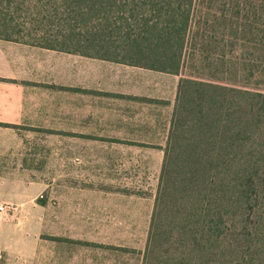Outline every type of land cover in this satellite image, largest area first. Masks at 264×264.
Listing matches in <instances>:
<instances>
[{"label":"trees","instance_id":"trees-1","mask_svg":"<svg viewBox=\"0 0 264 264\" xmlns=\"http://www.w3.org/2000/svg\"><path fill=\"white\" fill-rule=\"evenodd\" d=\"M0 39L191 69L176 97L189 119H171L143 257L219 264L232 253L233 264H264L248 243L264 238L245 232L246 219L231 227L225 211L234 203L243 216L260 197L264 228V161L245 152L264 119V0H0Z\"/></svg>","mask_w":264,"mask_h":264},{"label":"rangeland","instance_id":"rangeland-1","mask_svg":"<svg viewBox=\"0 0 264 264\" xmlns=\"http://www.w3.org/2000/svg\"><path fill=\"white\" fill-rule=\"evenodd\" d=\"M190 72L184 68L182 76L177 77ZM171 90L173 96V86ZM175 95L170 119H83L88 151L79 150L73 160L63 157L62 152L52 153L50 160L57 164L49 167L54 169L19 173L25 176V187L10 190L24 194L26 199L20 205L7 204V210L0 215L4 219L1 240L14 243L17 232L13 229L24 228L27 244L39 245L38 254L42 256L26 264H153L151 258L143 256L157 210L155 198L164 147L171 119H189L187 110L177 101V92ZM81 122L82 119H43L41 127L35 129L42 140L57 138L61 142L72 131L76 139ZM261 127L245 152H259L264 161V119ZM181 134L187 136L189 132ZM254 198L243 216L234 203L227 202L226 216L231 227L236 225L238 229L246 219L245 232L264 238V228L257 221L261 198ZM233 238L229 240L230 248L235 246ZM248 243L258 247L260 259H264V240ZM226 244L225 240L223 245ZM217 262L233 264L234 257L231 253Z\"/></svg>","mask_w":264,"mask_h":264},{"label":"crops","instance_id":"crops-1","mask_svg":"<svg viewBox=\"0 0 264 264\" xmlns=\"http://www.w3.org/2000/svg\"><path fill=\"white\" fill-rule=\"evenodd\" d=\"M169 73L0 39V203L25 202L10 190L25 187L19 173L54 169V154L73 160L88 151L83 119H170L179 79ZM43 119H82L81 131L76 139L72 131L61 142L42 140L35 128ZM13 231L14 243L0 236V264L41 260L25 229Z\"/></svg>","mask_w":264,"mask_h":264},{"label":"built area","instance_id":"built-area-1","mask_svg":"<svg viewBox=\"0 0 264 264\" xmlns=\"http://www.w3.org/2000/svg\"><path fill=\"white\" fill-rule=\"evenodd\" d=\"M8 205L5 203H0V212H5L7 210Z\"/></svg>","mask_w":264,"mask_h":264}]
</instances>
